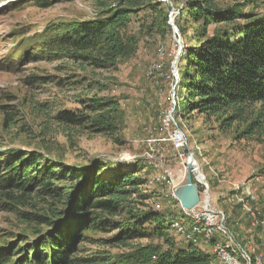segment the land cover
Instances as JSON below:
<instances>
[{"label": "rangeland", "instance_id": "374dc122", "mask_svg": "<svg viewBox=\"0 0 264 264\" xmlns=\"http://www.w3.org/2000/svg\"><path fill=\"white\" fill-rule=\"evenodd\" d=\"M118 1L46 0L50 6L44 9L34 0H0V154L36 150L47 161H58L67 167L99 165L105 170L122 166L124 172L137 167L139 176L145 180L141 196L150 199L143 206L135 198V212L147 208L165 214L170 224L182 223V218L187 234L192 230V223L185 216L188 210L171 193L174 187L177 190L187 183L190 173L187 161L193 155L210 188L208 202L225 214L227 233L231 235L227 239L218 233L212 244L200 241L197 247L209 254L214 264H221L214 257L216 242L223 246L232 243L239 255L244 250L252 258L264 257V232L253 224L254 217L258 220L264 217V136L244 139L241 132L237 133L236 124L227 128L217 119L198 113L190 117L176 114L181 102L177 96L178 73L186 66V49L197 45L193 37L198 28L195 24L180 22L181 32L177 26L180 11L189 0L165 3L169 28L158 20L160 28L152 31L150 22L144 20L145 12L133 17L131 26L121 36L127 40L128 56L115 67L99 70L89 65L83 69L69 58L48 61L25 58L24 48L34 36L45 32L48 25L92 21L105 10L103 4L112 9ZM249 1L214 0V4L227 9L236 4L248 5ZM256 12L264 13L262 4L259 3ZM172 24L178 29L176 34ZM96 100H113L119 105L120 114L115 116L118 130L113 137L89 128H66L56 123L58 113L77 112ZM4 106L17 111L22 121L7 128L1 109ZM178 129L187 136V145L179 152L171 142ZM108 173L105 170L103 177ZM197 187L201 192L202 184ZM247 188L258 196V201L251 205L254 217L237 202ZM200 197L205 199L202 193ZM1 206L0 198V235L23 232L22 222ZM169 233L176 249L191 244L173 224ZM115 234L90 232L88 236L106 241ZM150 243L160 244L145 239L129 242L127 248L101 244H90L87 248L88 255L100 250L122 257Z\"/></svg>", "mask_w": 264, "mask_h": 264}, {"label": "trees", "instance_id": "16d2710c", "mask_svg": "<svg viewBox=\"0 0 264 264\" xmlns=\"http://www.w3.org/2000/svg\"><path fill=\"white\" fill-rule=\"evenodd\" d=\"M34 1L44 9L50 6L46 0ZM259 3L264 7V0L227 9L219 8L214 0L184 4L177 26L181 32L180 22L195 24L197 45L186 49V66L178 73L181 102L176 114L190 117L198 113L227 128L236 124L244 139L264 136V13L256 12ZM103 7L105 10L92 21L48 25L24 48L25 58H69L83 69L90 65L103 70L128 56L127 40L121 36L133 17L145 12L144 20L150 22L152 31L160 28L158 20L170 27L168 7L160 0H119L115 8ZM1 109L7 128L22 121L17 111L8 106ZM119 114L115 101L96 100L82 110L60 112L55 118L66 128H89L113 137ZM103 170L99 165L67 167L47 161L36 150L0 154L1 207L24 225L17 235H0V264L215 263L193 244L176 249L169 233L172 224L165 214L146 210V206L135 212V198L142 205L150 199L141 196L145 180L137 167L125 172L122 166L107 167V177H103ZM90 232L116 234L104 241L89 237ZM145 239L160 244L140 246L122 257L100 250L88 255L90 244L127 248L129 242Z\"/></svg>", "mask_w": 264, "mask_h": 264}, {"label": "built area", "instance_id": "2783aa9c", "mask_svg": "<svg viewBox=\"0 0 264 264\" xmlns=\"http://www.w3.org/2000/svg\"><path fill=\"white\" fill-rule=\"evenodd\" d=\"M186 134L181 130H177L171 137V142L176 151H182V149L187 145ZM183 159V157H182ZM184 161V159H183ZM186 169V168H185ZM187 175L185 176V178ZM205 183H206V177ZM207 185V184H206ZM239 188V187H238ZM176 191V187L172 189V197L174 198V192ZM210 188L209 186L201 190V193L205 196L204 200H201L199 206L191 211L186 212V218L192 223V230L190 233H186L182 223L184 220L181 218L180 221L182 223H172L173 228H178L180 234L185 236L184 240L187 242L198 246L201 242H205L206 245L212 244L213 241H216L215 238L218 233H221L227 237V239L231 238V235L227 233L226 222H225V214L222 211H216L213 209L212 205L209 204L210 200ZM243 197L238 196V203L243 204L244 209L251 215L255 216V209L251 206L258 201V196L255 194L254 190L247 188L244 190ZM254 225H259L264 232V217L261 220H258L256 217L253 219ZM185 224V223H184ZM186 225V224H185ZM201 241V242H200ZM214 257L219 260L221 264H264V257L259 255L257 257H250L248 252L244 250H240V255L238 254V250L232 247V243L226 244V246L221 245L220 243L214 247ZM238 255L243 258L244 263L238 258Z\"/></svg>", "mask_w": 264, "mask_h": 264}, {"label": "water", "instance_id": "95a60500", "mask_svg": "<svg viewBox=\"0 0 264 264\" xmlns=\"http://www.w3.org/2000/svg\"><path fill=\"white\" fill-rule=\"evenodd\" d=\"M163 3L168 4V0H160ZM171 9H173L170 6ZM173 26V31L176 34L178 32L177 27ZM192 156V155H190ZM192 167L188 165V169L192 171ZM174 198L179 202L180 205H182L183 209L191 211L199 206L200 202V191L198 188L192 183V177L191 175L188 176L187 183L183 186H180L175 192H174Z\"/></svg>", "mask_w": 264, "mask_h": 264}, {"label": "bare ground", "instance_id": "6f19581e", "mask_svg": "<svg viewBox=\"0 0 264 264\" xmlns=\"http://www.w3.org/2000/svg\"><path fill=\"white\" fill-rule=\"evenodd\" d=\"M187 138V137H186ZM195 157L192 155V156H189L188 158V161H187V167L188 165H190L192 168V171H190L189 175H191L192 177V183H193V176L195 178V183H193L196 187H197V184L201 185L202 184V190H204V188L207 189V185L205 183V177L201 174L200 172V169L197 168L198 165L196 164L195 162ZM190 170V169H189ZM205 183V184H204ZM198 190H199V187H197ZM197 208V207H196ZM214 210H216L215 208H213ZM217 211V210H216ZM213 254V253H212ZM242 261V260H241Z\"/></svg>", "mask_w": 264, "mask_h": 264}, {"label": "crops", "instance_id": "0c3cea01", "mask_svg": "<svg viewBox=\"0 0 264 264\" xmlns=\"http://www.w3.org/2000/svg\"><path fill=\"white\" fill-rule=\"evenodd\" d=\"M209 247V246H208Z\"/></svg>", "mask_w": 264, "mask_h": 264}]
</instances>
